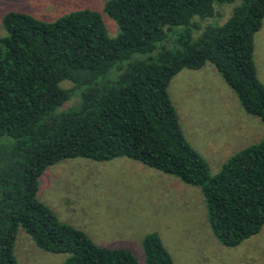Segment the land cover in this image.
Here are the masks:
<instances>
[{
    "label": "trees",
    "instance_id": "1",
    "mask_svg": "<svg viewBox=\"0 0 264 264\" xmlns=\"http://www.w3.org/2000/svg\"><path fill=\"white\" fill-rule=\"evenodd\" d=\"M235 0H107L118 25L107 35L93 9L53 21L9 11L0 36V264L22 227L36 246L63 252V264H138L127 249L96 244L64 223L36 194L44 169L72 157L125 156L200 187L214 236L233 246L264 225V138L241 149L211 175L187 142L168 94L183 68L212 63L243 109L264 122V86L254 37L264 0H238L221 25L214 2ZM197 18V19H196ZM200 19V20H199ZM69 81L72 87L62 86ZM74 95L75 105L62 108ZM146 264H174L158 233L142 239Z\"/></svg>",
    "mask_w": 264,
    "mask_h": 264
},
{
    "label": "rangeland",
    "instance_id": "2",
    "mask_svg": "<svg viewBox=\"0 0 264 264\" xmlns=\"http://www.w3.org/2000/svg\"><path fill=\"white\" fill-rule=\"evenodd\" d=\"M106 1L0 0V36L9 11L53 21L88 8L100 13L107 35L115 37L118 25L104 11ZM237 1H215L214 15L202 19V26L224 23ZM254 62L264 86V18L254 37ZM60 84L72 87L67 80ZM168 94L185 139L207 162L211 175L235 153L264 138V122L243 109L210 62L177 72ZM76 102L74 95L62 108ZM36 196L60 221L84 231L98 245L129 250L138 264H146L142 239L150 232L159 234L174 264H264V225L236 245L222 244L211 231L199 186L129 157L62 159L44 169ZM13 253L18 264H63L67 256L36 246L22 227L17 229Z\"/></svg>",
    "mask_w": 264,
    "mask_h": 264
}]
</instances>
